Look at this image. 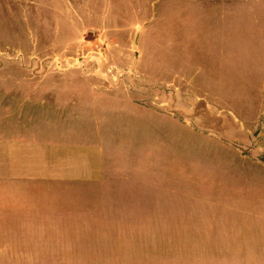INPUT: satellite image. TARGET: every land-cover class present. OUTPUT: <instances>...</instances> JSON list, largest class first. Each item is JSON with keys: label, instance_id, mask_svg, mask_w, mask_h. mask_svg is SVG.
<instances>
[{"label": "rangeland", "instance_id": "obj_1", "mask_svg": "<svg viewBox=\"0 0 264 264\" xmlns=\"http://www.w3.org/2000/svg\"><path fill=\"white\" fill-rule=\"evenodd\" d=\"M0 264H264V0H0Z\"/></svg>", "mask_w": 264, "mask_h": 264}]
</instances>
